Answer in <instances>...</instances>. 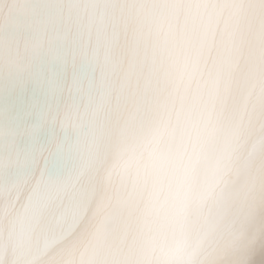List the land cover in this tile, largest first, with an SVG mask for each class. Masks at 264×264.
Instances as JSON below:
<instances>
[{
  "label": "clouds",
  "instance_id": "9594fccd",
  "mask_svg": "<svg viewBox=\"0 0 264 264\" xmlns=\"http://www.w3.org/2000/svg\"><path fill=\"white\" fill-rule=\"evenodd\" d=\"M77 14L91 18L101 60L110 58V91L83 128L90 164L80 184L91 179L96 215L43 264H86L82 253L105 222L107 264H264V201L246 198L240 151L264 119V0H149L133 27L151 102L123 133L111 127L127 66L117 13L79 4ZM45 174L43 164L32 167L15 203L0 202V264L34 251L66 202L67 194L50 198ZM218 200L236 221L223 248L202 239Z\"/></svg>",
  "mask_w": 264,
  "mask_h": 264
},
{
  "label": "snow or ice",
  "instance_id": "6c2138e0",
  "mask_svg": "<svg viewBox=\"0 0 264 264\" xmlns=\"http://www.w3.org/2000/svg\"><path fill=\"white\" fill-rule=\"evenodd\" d=\"M78 8L75 0H0V166L23 155L16 174L24 177L43 164L50 198L70 194L63 217L83 202L82 193H70L90 164L83 128L110 91V58L101 60L93 21ZM69 159L72 171L57 179Z\"/></svg>",
  "mask_w": 264,
  "mask_h": 264
},
{
  "label": "bare ground",
  "instance_id": "6f19581e",
  "mask_svg": "<svg viewBox=\"0 0 264 264\" xmlns=\"http://www.w3.org/2000/svg\"><path fill=\"white\" fill-rule=\"evenodd\" d=\"M75 3L107 6L117 13L114 21L121 32L120 46L126 54L127 66L121 76L119 90L111 100V127L116 133L131 131L146 116L152 96V82L144 67L140 38L133 27L138 15L149 7V0H75ZM26 148L27 142L22 139L19 144L21 153ZM240 151L242 175L247 183L246 198L264 201V119H257L248 141ZM24 163L25 158L21 155L17 164L0 166V202L8 195L10 203H15L23 179L16 172ZM72 169L73 167L68 165L65 167V164L61 163L60 176L56 178L68 175ZM78 184L79 189L76 190L75 185L70 193H82V204L79 206L72 204L74 210L67 217L61 216L60 212L56 214L58 219H52L49 229L37 239L35 250L26 255L22 264H43V261L59 252L61 243L67 236L95 217L93 207L95 189L91 179L85 178L82 184L79 180ZM69 203L71 198L70 194H67L64 204ZM3 214L4 208L0 206V217ZM109 228V222L97 226L94 242L82 253V258H86V264H107L106 241ZM205 229L202 239L210 240L216 247H226L235 238L236 221L228 216L221 201L218 200L216 206L210 210Z\"/></svg>",
  "mask_w": 264,
  "mask_h": 264
}]
</instances>
